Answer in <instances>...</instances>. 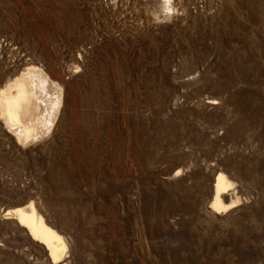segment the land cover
Returning a JSON list of instances; mask_svg holds the SVG:
<instances>
[{"label":"rangeland","instance_id":"obj_1","mask_svg":"<svg viewBox=\"0 0 264 264\" xmlns=\"http://www.w3.org/2000/svg\"><path fill=\"white\" fill-rule=\"evenodd\" d=\"M0 264H264V0H0Z\"/></svg>","mask_w":264,"mask_h":264},{"label":"bare ground","instance_id":"obj_2","mask_svg":"<svg viewBox=\"0 0 264 264\" xmlns=\"http://www.w3.org/2000/svg\"><path fill=\"white\" fill-rule=\"evenodd\" d=\"M15 82V81H14ZM29 81L27 82L26 78L22 76L18 79L13 88L15 93L11 91L12 87L3 91L1 94V98L5 104V112L4 116L8 119L13 126H19V135L23 138L30 137L31 133H33V128L35 126L30 127L22 124V114L24 113L25 118L28 119L32 116L36 115L37 107L34 102L35 97L33 96V91L29 85ZM7 88V87H6ZM35 103V104H34ZM37 118V117H36ZM39 119V118H38ZM38 121V120H37ZM38 123V122H37ZM36 123V124H37ZM18 128V127H17ZM36 128V127H35ZM40 129V128H39ZM32 135V134H31ZM29 139V138H28ZM27 140V139H26ZM228 184L224 176L220 175L217 179L216 185V198H215V206L222 207L223 202L221 196L226 193L228 188ZM226 206V205H225ZM234 206V205H233ZM229 206H226V208ZM224 208V207H223ZM217 209V208H216ZM5 220L17 219L20 224L25 227L31 237L42 244L48 251L49 257L51 258L53 263H58L62 259V250L65 249V246L61 247V237L58 233L49 227L44 218L40 216L35 208L31 206L28 209H18L16 211L9 212L4 217Z\"/></svg>","mask_w":264,"mask_h":264}]
</instances>
